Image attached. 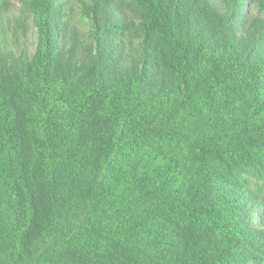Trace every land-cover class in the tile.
<instances>
[{
	"label": "trees",
	"instance_id": "obj_1",
	"mask_svg": "<svg viewBox=\"0 0 264 264\" xmlns=\"http://www.w3.org/2000/svg\"><path fill=\"white\" fill-rule=\"evenodd\" d=\"M16 1L0 264H264V0Z\"/></svg>",
	"mask_w": 264,
	"mask_h": 264
},
{
	"label": "rangeland",
	"instance_id": "obj_2",
	"mask_svg": "<svg viewBox=\"0 0 264 264\" xmlns=\"http://www.w3.org/2000/svg\"><path fill=\"white\" fill-rule=\"evenodd\" d=\"M17 6H18L17 1H16V0H11V7H12L14 10H16ZM31 37L33 38V35H32Z\"/></svg>",
	"mask_w": 264,
	"mask_h": 264
}]
</instances>
